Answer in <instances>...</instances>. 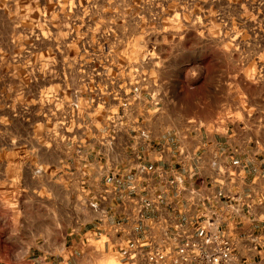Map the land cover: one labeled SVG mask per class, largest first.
Segmentation results:
<instances>
[{"label":"rangeland","instance_id":"374dc122","mask_svg":"<svg viewBox=\"0 0 264 264\" xmlns=\"http://www.w3.org/2000/svg\"><path fill=\"white\" fill-rule=\"evenodd\" d=\"M113 24L133 35L134 59L159 56L155 131L227 124L264 108V0H0V264H28L30 246L59 243L89 219L76 185L64 183L49 92L80 85L83 45ZM98 264L120 263L105 254Z\"/></svg>","mask_w":264,"mask_h":264},{"label":"crops","instance_id":"0c3cea01","mask_svg":"<svg viewBox=\"0 0 264 264\" xmlns=\"http://www.w3.org/2000/svg\"><path fill=\"white\" fill-rule=\"evenodd\" d=\"M156 75L151 92L159 106L148 109L154 111L147 122L149 137L140 144L125 132L112 143L102 141L107 133L98 123L93 130L67 132L49 115L50 133L62 135L64 183L76 185L77 201L89 219L79 218L59 243L44 238L30 246L23 255L28 264H98L128 238H141L146 224L174 226L203 215L218 218L242 258L264 264V108L227 124L157 132L153 124L163 106L164 83ZM154 192L161 198L143 207ZM113 223L122 228L111 230ZM116 258L124 264L122 256Z\"/></svg>","mask_w":264,"mask_h":264},{"label":"built area","instance_id":"2783aa9c","mask_svg":"<svg viewBox=\"0 0 264 264\" xmlns=\"http://www.w3.org/2000/svg\"><path fill=\"white\" fill-rule=\"evenodd\" d=\"M123 35L114 24L98 31L83 45L89 55L83 66L81 63L80 85L61 87L59 95L55 90L49 92L50 98H58L50 110L58 128L67 132L93 130L98 123L99 129L107 133L102 141L111 143L123 132L135 144L149 137L148 109L159 106L151 92L155 84L152 70L156 69L159 56L146 50L134 59L133 35ZM152 48L157 53V47ZM144 91L150 94L145 97ZM145 104L150 107L145 108ZM176 180L181 182L179 176ZM149 186L157 190L154 181ZM161 196V192H154V197L144 200L142 206L157 203ZM91 206L96 204L91 202ZM139 217L145 218L142 209ZM109 228L122 227L113 223ZM114 251L116 256L123 257L124 264H260L255 259L242 258L235 240L225 233L218 218L208 215L174 226L161 221L146 224L141 238H128Z\"/></svg>","mask_w":264,"mask_h":264}]
</instances>
